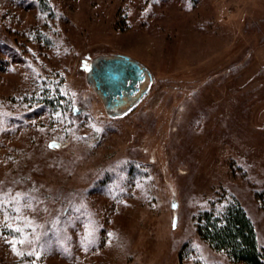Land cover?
Segmentation results:
<instances>
[{
    "label": "rangeland",
    "instance_id": "374dc122",
    "mask_svg": "<svg viewBox=\"0 0 264 264\" xmlns=\"http://www.w3.org/2000/svg\"><path fill=\"white\" fill-rule=\"evenodd\" d=\"M233 201L264 249V0H0V264H241L198 232Z\"/></svg>",
    "mask_w": 264,
    "mask_h": 264
},
{
    "label": "trees",
    "instance_id": "16d2710c",
    "mask_svg": "<svg viewBox=\"0 0 264 264\" xmlns=\"http://www.w3.org/2000/svg\"><path fill=\"white\" fill-rule=\"evenodd\" d=\"M71 112L74 115L78 110ZM203 217L198 232L212 248L225 252L234 262L264 264V249L258 245L253 223L238 202L226 206L221 218Z\"/></svg>",
    "mask_w": 264,
    "mask_h": 264
},
{
    "label": "water",
    "instance_id": "95a60500",
    "mask_svg": "<svg viewBox=\"0 0 264 264\" xmlns=\"http://www.w3.org/2000/svg\"><path fill=\"white\" fill-rule=\"evenodd\" d=\"M149 72L136 60L122 54L95 58L88 69L87 81L102 99L106 109L122 102L119 98L127 90L137 89Z\"/></svg>",
    "mask_w": 264,
    "mask_h": 264
},
{
    "label": "flooded vegetation",
    "instance_id": "af4514ba",
    "mask_svg": "<svg viewBox=\"0 0 264 264\" xmlns=\"http://www.w3.org/2000/svg\"><path fill=\"white\" fill-rule=\"evenodd\" d=\"M146 77H144V79L142 81H140V83H138L137 89H133V90H127L126 92L122 93V96L119 98V100L122 102L121 105L119 104V106H123L124 103L127 104L129 102H132L133 100L136 99L137 94L140 92L141 88L139 87V85L145 80Z\"/></svg>",
    "mask_w": 264,
    "mask_h": 264
},
{
    "label": "bare ground",
    "instance_id": "6f19581e",
    "mask_svg": "<svg viewBox=\"0 0 264 264\" xmlns=\"http://www.w3.org/2000/svg\"><path fill=\"white\" fill-rule=\"evenodd\" d=\"M143 85H144V84H143V83H141V84L139 85V87H140V88H142V87H143ZM124 106H125V105H124ZM124 106H122V107H124ZM122 107H121V108H122ZM121 108H120V109H121Z\"/></svg>",
    "mask_w": 264,
    "mask_h": 264
}]
</instances>
